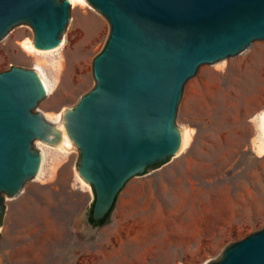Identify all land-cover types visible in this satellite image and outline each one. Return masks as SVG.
I'll use <instances>...</instances> for the list:
<instances>
[{"label":"rangeland","instance_id":"374dc122","mask_svg":"<svg viewBox=\"0 0 264 264\" xmlns=\"http://www.w3.org/2000/svg\"><path fill=\"white\" fill-rule=\"evenodd\" d=\"M110 32L91 3L72 4L59 50H31L34 29L15 25L0 39V72L40 70L52 93L34 111L59 123L95 87L93 62ZM263 115L264 41L202 65L177 115L191 132L186 148L130 178L102 226L87 219L93 193L75 172L78 150L37 142L40 174L5 200L0 264H205L229 241L264 226Z\"/></svg>","mask_w":264,"mask_h":264},{"label":"water","instance_id":"95a60500","mask_svg":"<svg viewBox=\"0 0 264 264\" xmlns=\"http://www.w3.org/2000/svg\"><path fill=\"white\" fill-rule=\"evenodd\" d=\"M88 1L111 32L93 62L95 87L60 123L34 111L47 96L38 71L13 66L0 72V229L6 198L21 194L42 170L36 143L56 147L63 137L78 150L76 174L92 188L89 211L95 199L93 218L102 219L130 178L183 148L177 115L186 83L200 67L264 41V0ZM71 6L70 0H0V39L27 23L36 48H55ZM205 264H264V226L229 241Z\"/></svg>","mask_w":264,"mask_h":264},{"label":"bare ground","instance_id":"6f19581e","mask_svg":"<svg viewBox=\"0 0 264 264\" xmlns=\"http://www.w3.org/2000/svg\"><path fill=\"white\" fill-rule=\"evenodd\" d=\"M71 1V4H74L76 5L77 3L79 4H84V5H89V1L88 0H70ZM63 43H64V40L62 39L60 44L55 47V48H52V49H39V48H36L35 45H34V41L31 42L29 44V48L35 52H40V53H48V52H53V51H56V50H59L62 46H63ZM40 73V75L42 76L44 82H45V85H46V90H47V95H50L52 93V88H51V85L48 83V81L46 80V78L44 77L43 73L40 71V70H36ZM64 115V114H63ZM46 118V117H45ZM63 118V117H62ZM47 119V118H46ZM262 119H263V116H262ZM48 120V119H47ZM62 120V119H61ZM49 121V120H48ZM51 122V121H50ZM61 122V121H60ZM59 122V123H60ZM54 123V122H53ZM54 124H58V123H54ZM183 131H184V145H183V148L181 149V151L183 149L186 148L189 140H190V137H191V132L190 130L187 128V127H184L183 128ZM57 148L59 150H64V151H67V152H70L73 148H71L69 146V143H68V140L66 137H63L60 141V143L58 144ZM258 149L261 153L264 154V134H263V130H262V120H261V128H260V135H259V139H258ZM180 151V152H181ZM43 152V151H42ZM179 154V153H178ZM43 156H44V152H43ZM84 181V180H83ZM85 182V181H84ZM88 184V183H87Z\"/></svg>","mask_w":264,"mask_h":264},{"label":"trees","instance_id":"16d2710c","mask_svg":"<svg viewBox=\"0 0 264 264\" xmlns=\"http://www.w3.org/2000/svg\"><path fill=\"white\" fill-rule=\"evenodd\" d=\"M157 165H159V164H154L153 166H157ZM153 166H151V167H153ZM117 196H118V194H117ZM117 196H116V198H115V201H114V203H113L111 209H110V210L106 213V215H105L102 219H100V220H95V219L93 218V207H94V202H95V199H94V201H93V203H92V206H91V209H90L89 214H88V221H89L91 224L95 225V226H102V225H104L105 223H107L108 220H109V216H110V214H111V212H112V210H113V208H114V206H115V203H116V200H117Z\"/></svg>","mask_w":264,"mask_h":264},{"label":"crops","instance_id":"0c3cea01","mask_svg":"<svg viewBox=\"0 0 264 264\" xmlns=\"http://www.w3.org/2000/svg\"><path fill=\"white\" fill-rule=\"evenodd\" d=\"M165 164V163H164ZM163 165V164H162ZM161 166V165H160Z\"/></svg>","mask_w":264,"mask_h":264}]
</instances>
